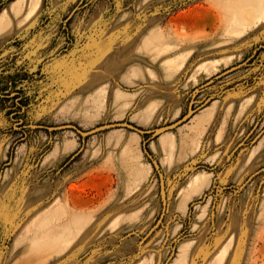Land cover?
I'll return each mask as SVG.
<instances>
[{
    "label": "rangeland",
    "instance_id": "1",
    "mask_svg": "<svg viewBox=\"0 0 264 264\" xmlns=\"http://www.w3.org/2000/svg\"><path fill=\"white\" fill-rule=\"evenodd\" d=\"M14 3L28 0H0V264L65 199L92 220L46 264H214L220 247L223 264H264V0H40L20 24ZM114 122L147 131L67 126Z\"/></svg>",
    "mask_w": 264,
    "mask_h": 264
},
{
    "label": "bare ground",
    "instance_id": "2",
    "mask_svg": "<svg viewBox=\"0 0 264 264\" xmlns=\"http://www.w3.org/2000/svg\"><path fill=\"white\" fill-rule=\"evenodd\" d=\"M39 1L28 0V5L25 6H19L18 3L11 4L10 7L16 17L17 24L28 20L35 13L39 6ZM261 20H264V14ZM12 26L13 24H10L9 28ZM140 182L139 174L130 176L126 178V188L128 190L132 189L131 187L136 188ZM202 185L203 183L197 184L198 188ZM67 203L68 199H65L64 208L60 211H54L52 215V220L58 218L62 219V222L49 227L48 219L50 215L37 214L22 228L21 233L15 240V244L17 245L18 241L25 236L28 238L19 252L22 253V257L17 264H46V262H49V258L63 254L74 243L79 234L92 220V210H87L88 205H85L82 209L75 210L68 208ZM224 256H226V253L220 247L211 254L210 259L214 260V264H223Z\"/></svg>",
    "mask_w": 264,
    "mask_h": 264
},
{
    "label": "water",
    "instance_id": "3",
    "mask_svg": "<svg viewBox=\"0 0 264 264\" xmlns=\"http://www.w3.org/2000/svg\"><path fill=\"white\" fill-rule=\"evenodd\" d=\"M67 126H70V127H73L76 131H78L79 133H83L84 135H88V134H91V133H94L96 131H99V130H104V129H107V128H110V127H113V126H123V127H127V128H130V129H133L139 133H145L147 130H141L131 124H128V123H122V122H114V123H106V124H102V125H97L91 129H88V130H85V131H80L78 130L76 127L74 126H71V125H67ZM149 131H152V130H149ZM264 133V127L258 132V134L256 135V138L254 139V141L256 139L259 138V136H261L262 134ZM242 142H240L239 144H241ZM159 223V220L147 231L146 235H149L153 229L158 225Z\"/></svg>",
    "mask_w": 264,
    "mask_h": 264
},
{
    "label": "crops",
    "instance_id": "4",
    "mask_svg": "<svg viewBox=\"0 0 264 264\" xmlns=\"http://www.w3.org/2000/svg\"><path fill=\"white\" fill-rule=\"evenodd\" d=\"M211 76V75H210ZM210 76H208L207 78H209ZM226 77L227 76H229L228 74L227 75H225ZM209 82H211V81H207V82H204V83H201V84H199V83H197V84H195V85H191V87H194V89H193V92H198V91H200V90H202L204 87H206L207 86V84L209 83ZM197 85V86H196ZM195 93H193V94H195ZM215 100H217V102H219V100L218 99H214L213 101H215ZM212 101V102H213ZM211 102V103H212ZM210 103V104H211ZM210 104H208V105H210ZM208 105H206V106H208ZM206 106H204L203 108H201L197 113H195V114H191V116H190V120H192V118H193V116H195V115H197L198 113H200ZM213 115H214V113H213ZM213 115H212V117H213ZM212 117H211V119H212ZM211 119H210V121H211ZM209 121V122H210ZM208 122V123H209ZM208 123H205V124H208Z\"/></svg>",
    "mask_w": 264,
    "mask_h": 264
},
{
    "label": "trees",
    "instance_id": "5",
    "mask_svg": "<svg viewBox=\"0 0 264 264\" xmlns=\"http://www.w3.org/2000/svg\"><path fill=\"white\" fill-rule=\"evenodd\" d=\"M13 79V76L7 74L0 76V91H5V89L8 87V82Z\"/></svg>",
    "mask_w": 264,
    "mask_h": 264
},
{
    "label": "flooded vegetation",
    "instance_id": "6",
    "mask_svg": "<svg viewBox=\"0 0 264 264\" xmlns=\"http://www.w3.org/2000/svg\"><path fill=\"white\" fill-rule=\"evenodd\" d=\"M263 135V134H262ZM261 135V136H262ZM260 136V137H261ZM256 142H257V140H256ZM151 152H153L152 150H151ZM194 173H196V172H194ZM194 173H192V174H194ZM192 174L186 179V181L184 182V184L179 188V190H178V194H179V191H180V189H182V187L184 188L185 186H186V184H187V181H188V179L192 176ZM178 203V202H177Z\"/></svg>",
    "mask_w": 264,
    "mask_h": 264
}]
</instances>
